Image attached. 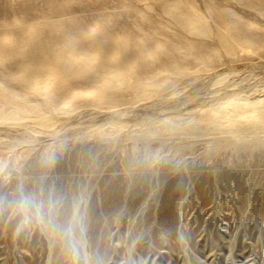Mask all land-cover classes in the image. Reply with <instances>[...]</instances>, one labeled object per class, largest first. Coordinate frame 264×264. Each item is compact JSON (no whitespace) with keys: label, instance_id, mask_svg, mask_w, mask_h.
Masks as SVG:
<instances>
[{"label":"rangeland","instance_id":"374dc122","mask_svg":"<svg viewBox=\"0 0 264 264\" xmlns=\"http://www.w3.org/2000/svg\"><path fill=\"white\" fill-rule=\"evenodd\" d=\"M262 93L264 0H0V264H264V114L165 129ZM122 178L138 199L93 224Z\"/></svg>","mask_w":264,"mask_h":264},{"label":"bare ground","instance_id":"6f19581e","mask_svg":"<svg viewBox=\"0 0 264 264\" xmlns=\"http://www.w3.org/2000/svg\"><path fill=\"white\" fill-rule=\"evenodd\" d=\"M176 22V21H174ZM59 30L63 33V39L70 37L71 41H77V39H79L80 37L82 38L84 36V26L82 24L81 21H74L68 24H64L62 26L59 27ZM53 34V33H49V36ZM231 38V37H230ZM52 39V37H51ZM62 40L58 39V42H61ZM235 42V41H233ZM237 43V42H236ZM239 45V43H238ZM241 45V44H240ZM35 46H38L35 45ZM35 48V47H34ZM13 48V50L15 52H20L21 53V57H23V60L26 62L27 64V78L32 80L35 78L36 76V65H41V66H49L50 61L45 58V57H41V51L39 52L38 50L36 52H34L33 50L28 51L25 46L20 47L19 49L17 48ZM32 49V48H31ZM26 50V51H25ZM105 50V45H103L101 47V51ZM17 59V57H16ZM7 65V64H6ZM9 71V70H8ZM178 74H180V72H178ZM153 77V76H152ZM84 78L87 79L88 81L91 82H99V78L98 77H93L91 74H87L84 72ZM160 80H155L153 82V87L154 89L157 91L160 90ZM159 92V91H158ZM264 94V93H262ZM263 97V95H262ZM169 102V101H168ZM262 106V105H261ZM263 107V106H262ZM264 109V107H263ZM252 110V109H251ZM244 112V110H243ZM248 112V111H247ZM250 111L248 113H245L243 115H241L239 118H231L229 117V115H225L223 114L222 116H211V115H207V117L203 116L199 119H191V118H185L183 120H181V118H172L168 121V126L165 129H170V130H179V128L181 127H186L187 131L193 132L195 130H199V129H207L208 127H212V128H222L226 125H229L230 127L227 126V130H229L228 128H233L235 126H239V125H250V124H257V120L256 118H258L259 116H262L263 110H253V112ZM232 115V114H231ZM7 117V116H6ZM10 118V117H9ZM131 118V117H130ZM256 120V121H255ZM88 124V123H87ZM118 126V125H117ZM117 126L115 127H110V129H107L108 132L112 133V134H119L122 132V128L120 129V127L118 128ZM204 126V128H203ZM138 127V126H137ZM158 130V129H157ZM223 130V128H222ZM221 130V131H222ZM68 131V130H67ZM225 131V130H223ZM64 135V134H63ZM133 163L130 161H127L126 163V167H133ZM128 182V181H127ZM130 184L131 183H135L133 189L129 190L128 188L124 187L125 185V180L122 179H117L114 181V185L113 183L111 184V190H113L112 192L110 191L108 194L107 192L105 193V202H104V211H100V208H93V213H92V219L94 220L93 224L96 223V217L97 215H102L101 213H108L110 212L112 209L116 208V205L118 204V202L120 201V198H122V195L125 196H130V200H132V202H134L135 200L138 199L139 195H140V187L142 186V182L141 181H136V180H130L129 181ZM177 184H172L173 186H176ZM114 186V187H113ZM124 187V188H123ZM170 196V195H169ZM136 204V203H135ZM171 204H170V199H167L166 205H165V209H164V216H163V220L161 217V221L163 224H165L166 226H172L173 224V220L171 217Z\"/></svg>","mask_w":264,"mask_h":264}]
</instances>
